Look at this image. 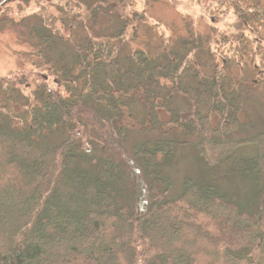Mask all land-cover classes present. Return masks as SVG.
I'll use <instances>...</instances> for the list:
<instances>
[{
  "label": "trees",
  "instance_id": "obj_1",
  "mask_svg": "<svg viewBox=\"0 0 264 264\" xmlns=\"http://www.w3.org/2000/svg\"><path fill=\"white\" fill-rule=\"evenodd\" d=\"M80 1L87 5L84 16ZM73 4L80 12L58 8L62 14L53 24L42 16L47 29L34 27L30 35L38 40L44 69L65 94L42 83L23 98L21 110L9 108L12 116L0 110V264H264V131L229 138L252 129L238 119L242 92L227 86L221 71L208 90L200 83L188 90L186 78L200 80V74L195 66L183 67L185 52L120 56L126 27L135 25L132 34L138 27L137 14L123 16L125 0ZM97 12L98 35L63 54L60 46ZM111 22L118 28L105 31ZM198 41H186L195 53ZM158 77L173 89L160 90ZM201 79L202 86L211 81ZM14 85L5 90V103L19 90ZM171 94L183 97L187 109L172 107ZM203 103L204 112L197 108ZM132 104L144 108L145 125L127 119ZM160 105L163 119L155 108ZM211 111L232 121L212 127ZM150 129L156 139L144 138ZM182 136L188 139L176 140ZM182 145L188 159L205 169L176 181L171 164ZM249 147L251 153H239ZM222 162L224 172L217 169ZM224 177L247 186H224Z\"/></svg>",
  "mask_w": 264,
  "mask_h": 264
},
{
  "label": "rangeland",
  "instance_id": "obj_2",
  "mask_svg": "<svg viewBox=\"0 0 264 264\" xmlns=\"http://www.w3.org/2000/svg\"><path fill=\"white\" fill-rule=\"evenodd\" d=\"M76 1V0H75ZM74 0H0V110L17 112L22 109L23 98H26L32 90L39 84L46 83L51 89L65 94L62 86L55 83L56 76L44 69L42 57L36 55V51L40 50L38 40L32 38L33 28L46 30L44 25V16L49 23L53 24L55 17L61 15L58 8H68L69 13L80 12L81 16L86 14L84 1L80 6V10L76 9ZM118 1L119 0H113ZM127 6L123 12L124 17L130 19L131 16L137 14L138 27L130 32L134 24L126 27L124 34L127 40L126 48L120 53L123 56L125 53L132 51H143L156 56L166 48L180 52H185L187 62L185 61L183 67L195 66L200 74V80L193 77L186 78L183 85H187L188 90H194L195 85L201 84L202 90H208L211 83L218 79L214 76L223 72L225 74L227 86H231L232 90H239L242 92V99L238 112V119L240 123L248 124L250 129L248 132H235L236 134L229 138L241 139L248 137V133L252 134L264 131V41L261 45H257V40L264 37V19L260 20L257 17L262 14L252 13L254 19L249 20V28H243L238 25L239 10L235 8L233 1L238 0H125ZM244 1V0H243ZM92 3V0H90ZM242 2V0H241ZM249 4L255 2L254 9H260L264 3L263 0H248ZM248 3L243 4V8L247 13H251L247 9L253 7ZM249 5V6H248ZM65 10L64 12H67ZM105 13V12H104ZM264 13V6H263ZM114 18V14H108ZM264 16V15H263ZM107 17V15H106ZM256 17V18H255ZM140 18L144 19L143 21ZM86 28L80 29L77 27L73 40L64 46L63 54L70 55L74 43H80L84 37H95L98 35V30L101 26V13L97 12L96 17L91 23L89 19L83 20ZM107 21V20H106ZM56 28L59 27V22L55 21ZM104 26V25H103ZM118 26L111 22L110 26L105 27V31H112ZM253 29V30H252ZM245 41H240L239 39ZM200 38V39H198ZM264 39V38H263ZM200 40V50L195 53L187 42L190 41L193 45ZM187 41V42H186ZM190 46V47H189ZM207 49L209 51L207 52ZM56 56V55H55ZM119 56V57H120ZM222 56L223 59H219ZM59 58L56 56V59ZM120 59V58H119ZM224 61V62H222ZM48 62L53 64L55 60L53 57L48 59ZM68 57L61 58V64L67 65ZM60 64V65H61ZM225 66H224V65ZM62 66V65H61ZM205 76V77H203ZM201 78L211 80L205 86H202ZM160 86V90L173 89V85L169 80L165 81L163 78L156 79ZM18 86L19 90L13 91V95L7 103L4 102L6 96L5 90H12V86ZM57 86V87H56ZM57 88V89H55ZM19 91V93H17ZM142 93V92H141ZM172 107L184 111L187 109L183 97L171 94ZM157 103H162V93L158 95ZM205 103L198 105L201 111L204 112ZM10 108V109H9ZM156 111L161 112L159 118L163 119L166 111L163 106H155ZM154 108V109H155ZM129 117L134 126L141 127L142 123L145 125L148 120L144 117V108L139 104H132L128 107ZM11 114V112L9 111ZM12 116V114H11ZM210 120L208 124L212 127L227 124L231 120V116L221 117L217 112L209 113ZM15 118H11L10 123L14 124ZM227 121V122H225ZM137 138L141 135L135 134ZM145 139H156L155 130H147ZM221 136L219 139H229ZM176 139V138H174ZM185 136L176 140H186ZM217 138V140H219ZM251 148L239 151V153L247 155L251 153ZM188 147L178 146L175 150L174 165L171 164L173 176L181 178L184 174H194L196 170L203 168L200 163L193 159H188L186 156ZM121 163L124 178L129 180L130 172L124 157L118 158ZM225 163L218 165L217 169L224 172ZM205 169V168H203ZM129 182V181H128ZM224 186L227 187H246L247 184L241 182L239 179L224 177L222 180ZM175 191L179 188V183L176 182ZM239 188V189H240ZM174 191V192H175ZM4 208L8 207L3 202Z\"/></svg>",
  "mask_w": 264,
  "mask_h": 264
},
{
  "label": "flooded vegetation",
  "instance_id": "obj_3",
  "mask_svg": "<svg viewBox=\"0 0 264 264\" xmlns=\"http://www.w3.org/2000/svg\"><path fill=\"white\" fill-rule=\"evenodd\" d=\"M248 0H242V2H241V0H238V1H233V3H234V5H235V8H237L238 10H239V12H238V15L240 16L241 14H252V13H257V14H262V15H264V13H263V6L260 8V9H254V5H255V2H251L250 4H249V2H247ZM246 3H248L249 5H251L253 8L252 9H250V7H247V9L249 10V11H251V13H247V11L243 8V4H246ZM263 3H264V0H263ZM248 5V6H249ZM239 22H238V25H241L243 28H249L248 26H250L248 23H246V22H244V19H243V17H239ZM253 30V29H252ZM242 38L243 37H241V39H239L240 41L242 40ZM258 41H259V39L257 40V43H258ZM219 59H223V57L222 56H220L219 57ZM224 62V61H223Z\"/></svg>",
  "mask_w": 264,
  "mask_h": 264
}]
</instances>
